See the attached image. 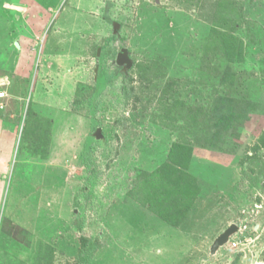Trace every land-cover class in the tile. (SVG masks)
<instances>
[{
  "label": "rangeland",
  "instance_id": "1",
  "mask_svg": "<svg viewBox=\"0 0 264 264\" xmlns=\"http://www.w3.org/2000/svg\"><path fill=\"white\" fill-rule=\"evenodd\" d=\"M3 82L0 264H264V0H0Z\"/></svg>",
  "mask_w": 264,
  "mask_h": 264
},
{
  "label": "water",
  "instance_id": "2",
  "mask_svg": "<svg viewBox=\"0 0 264 264\" xmlns=\"http://www.w3.org/2000/svg\"><path fill=\"white\" fill-rule=\"evenodd\" d=\"M118 28V27H117ZM118 65H126L127 68L132 66V61L128 57L127 50L123 49L122 52L118 55L117 59ZM100 134V130L97 131ZM238 231V227L234 224L229 226L226 230H224L213 242L211 246V254L214 255L218 252V250L224 247L229 243L230 238Z\"/></svg>",
  "mask_w": 264,
  "mask_h": 264
},
{
  "label": "trees",
  "instance_id": "3",
  "mask_svg": "<svg viewBox=\"0 0 264 264\" xmlns=\"http://www.w3.org/2000/svg\"><path fill=\"white\" fill-rule=\"evenodd\" d=\"M161 218L164 219L165 221H167L172 226H175V224H174L175 221L167 220L164 218V216ZM81 240L83 242V246L81 247V251L79 253V261H80V264H86L88 262V258L85 256V252L87 250L89 239L86 238L84 235L83 236L81 235Z\"/></svg>",
  "mask_w": 264,
  "mask_h": 264
},
{
  "label": "built area",
  "instance_id": "4",
  "mask_svg": "<svg viewBox=\"0 0 264 264\" xmlns=\"http://www.w3.org/2000/svg\"><path fill=\"white\" fill-rule=\"evenodd\" d=\"M6 84V82H3V83H0V84ZM6 96H7V94H6V92L3 90V91H0V101H2V100H4L5 98H6ZM231 244H232V247H237V242L236 241H233L232 240V242H231Z\"/></svg>",
  "mask_w": 264,
  "mask_h": 264
},
{
  "label": "crops",
  "instance_id": "5",
  "mask_svg": "<svg viewBox=\"0 0 264 264\" xmlns=\"http://www.w3.org/2000/svg\"><path fill=\"white\" fill-rule=\"evenodd\" d=\"M8 93H9V91H8Z\"/></svg>",
  "mask_w": 264,
  "mask_h": 264
},
{
  "label": "clouds",
  "instance_id": "6",
  "mask_svg": "<svg viewBox=\"0 0 264 264\" xmlns=\"http://www.w3.org/2000/svg\"><path fill=\"white\" fill-rule=\"evenodd\" d=\"M3 101V100H2Z\"/></svg>",
  "mask_w": 264,
  "mask_h": 264
}]
</instances>
